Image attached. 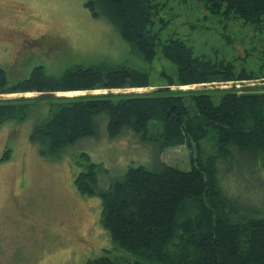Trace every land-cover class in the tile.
I'll return each mask as SVG.
<instances>
[{"label":"trees","instance_id":"trees-1","mask_svg":"<svg viewBox=\"0 0 264 264\" xmlns=\"http://www.w3.org/2000/svg\"><path fill=\"white\" fill-rule=\"evenodd\" d=\"M160 2L89 0L87 7L94 17L106 16L146 62L163 58L171 63L176 78L163 74L168 86L260 79L252 71H238L235 61L197 55L179 37L163 40L168 22L162 17ZM202 3L209 15L223 22L241 21L264 30V0ZM155 19L162 23L161 31H154ZM150 83L149 73L125 65L76 66L61 77L38 66L29 79L9 86L6 72L0 68V94L146 88ZM28 108V102H0V126L9 119L23 120L26 115L19 112ZM100 116L108 119L111 140L127 130L125 133L144 142L157 143L159 153L154 170L143 165L130 167L105 191L98 189L102 166L85 155L86 170L76 176V189L83 196L101 197L104 229L117 247L137 258L128 262L106 251L85 264H264V189L245 192L243 187L251 182L243 185L238 179L247 173L257 183L264 175L263 90L234 86L220 92L173 90L117 100L113 95L80 98L62 104L34 129L31 139L47 146L44 154L60 153L78 140L94 136ZM156 127L159 132L154 136ZM208 142L210 152L205 147ZM176 147L191 152L190 170L160 160L161 153ZM8 158L6 152L1 161Z\"/></svg>","mask_w":264,"mask_h":264},{"label":"rangeland","instance_id":"rangeland-1","mask_svg":"<svg viewBox=\"0 0 264 264\" xmlns=\"http://www.w3.org/2000/svg\"><path fill=\"white\" fill-rule=\"evenodd\" d=\"M88 2L0 0V68L6 72L8 85L29 79L38 66H44L52 76L61 77L76 66L125 65L149 73L150 86L0 94L1 103L29 104L27 110L19 112L26 115L23 120L9 119L0 126V264H85L106 251L128 262L137 260L117 247L104 229L101 197L81 195L75 179L86 170L87 155L91 162L102 166L98 189L105 191L130 167L143 165L154 170L159 146L125 133L127 130L111 140L108 119L100 116L95 122L94 136L84 137L60 153L44 154L47 146L33 142L31 136L62 104L80 98L113 95L117 100L173 90L220 92L234 86L264 91V30L245 26L241 21L223 22L214 18L206 12L202 0H156L162 3V17L168 22L161 34L163 40L179 37L197 55L235 61L238 71L246 69L260 78L245 83L168 86V78L163 74L176 78L172 64L163 58L146 62L132 51L106 16H93ZM154 24V31L162 30L159 19ZM158 132L156 127L152 134L156 136ZM205 147L212 151L209 142ZM6 152L9 158L1 161ZM160 160L181 170L192 167L187 147L167 149ZM261 177L257 183L247 173L238 179L243 185L251 182L252 186H242L248 192L264 189V175ZM261 199L264 204V194Z\"/></svg>","mask_w":264,"mask_h":264},{"label":"water","instance_id":"water-1","mask_svg":"<svg viewBox=\"0 0 264 264\" xmlns=\"http://www.w3.org/2000/svg\"><path fill=\"white\" fill-rule=\"evenodd\" d=\"M170 89V88H169Z\"/></svg>","mask_w":264,"mask_h":264}]
</instances>
